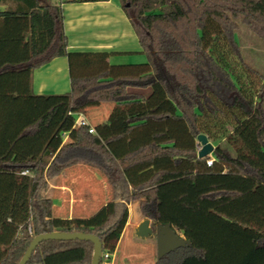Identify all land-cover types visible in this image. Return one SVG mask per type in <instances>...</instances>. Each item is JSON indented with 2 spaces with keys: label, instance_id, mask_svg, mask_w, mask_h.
I'll return each mask as SVG.
<instances>
[{
  "label": "trees",
  "instance_id": "obj_1",
  "mask_svg": "<svg viewBox=\"0 0 264 264\" xmlns=\"http://www.w3.org/2000/svg\"><path fill=\"white\" fill-rule=\"evenodd\" d=\"M120 1L142 62L68 50L60 3L0 0V264H18L46 228L92 233L111 253L135 201L188 240L155 264H264V168L223 143L235 129L264 155V74L236 38L240 18L264 41V0ZM55 56H67L71 91L33 93V70ZM109 102L150 105L95 132L76 126V113ZM202 133L217 142L205 157ZM79 164L105 177L111 201L55 217L49 182ZM93 253L89 240L48 239L26 264H92Z\"/></svg>",
  "mask_w": 264,
  "mask_h": 264
},
{
  "label": "crops",
  "instance_id": "obj_2",
  "mask_svg": "<svg viewBox=\"0 0 264 264\" xmlns=\"http://www.w3.org/2000/svg\"><path fill=\"white\" fill-rule=\"evenodd\" d=\"M53 1L60 3L62 9L68 50L112 52L115 53L109 59L112 63L131 62L134 55L142 54L138 36L120 0ZM4 8L6 5H0V9ZM32 91L35 94L70 92L71 80L67 56H55L34 69ZM134 91L147 92L146 89H134ZM89 105L81 112L86 115L89 125L95 127L108 120L110 110L105 105L103 111ZM67 137L64 135V140ZM49 183L48 195L53 199L55 217L86 218L111 201V188L105 177L87 165L69 167ZM128 208L127 223L108 262L109 264H155L159 258V225L141 216L137 201L129 203ZM173 229L183 242L188 243L182 230Z\"/></svg>",
  "mask_w": 264,
  "mask_h": 264
},
{
  "label": "rangeland",
  "instance_id": "obj_3",
  "mask_svg": "<svg viewBox=\"0 0 264 264\" xmlns=\"http://www.w3.org/2000/svg\"><path fill=\"white\" fill-rule=\"evenodd\" d=\"M56 2H59V0H56ZM237 22L239 24V28L236 32V38L241 45L242 55L244 59L249 65H251L253 68L259 70L264 74V41L259 36H257L244 22H242L240 18L237 19ZM131 60H132L131 62H138V61L142 62L146 60V57L142 54L140 56L134 55ZM104 105L108 110H110V115H109L110 117H108L109 119L114 116L128 113L131 110H135L138 108L141 109L146 108L150 105V103H133L131 105H127V104L117 105L116 103L109 102V103L90 104L89 107L92 106L94 108L97 107L101 111H103ZM92 112L94 114V111ZM210 141L213 143L214 146L217 143L216 141L213 140ZM223 143L230 149L231 153L234 156L247 158L255 165L264 168V155L242 133L234 129L232 131V134H230Z\"/></svg>",
  "mask_w": 264,
  "mask_h": 264
},
{
  "label": "water",
  "instance_id": "obj_4",
  "mask_svg": "<svg viewBox=\"0 0 264 264\" xmlns=\"http://www.w3.org/2000/svg\"><path fill=\"white\" fill-rule=\"evenodd\" d=\"M201 149L198 151L199 157H205L210 155L215 146L209 140L206 134H199L197 137ZM48 239H59V240H89L94 244V253L92 257V264H100L102 258V242L97 235L85 232H64V231H46L35 236L30 245L28 246L24 256L18 264H26L30 259L33 251L36 249L38 244L43 240ZM186 244L178 237L175 230L168 224L158 226V257L161 258L164 255L170 253L179 246Z\"/></svg>",
  "mask_w": 264,
  "mask_h": 264
},
{
  "label": "built area",
  "instance_id": "obj_5",
  "mask_svg": "<svg viewBox=\"0 0 264 264\" xmlns=\"http://www.w3.org/2000/svg\"><path fill=\"white\" fill-rule=\"evenodd\" d=\"M89 124L88 121L86 120V118L83 116V113L81 112H78L76 113V126H83V125H87ZM89 131L90 132H95V129L94 127L90 126L89 128ZM67 135V134H65ZM198 149L200 150L201 149V145H198ZM212 162H213V158H209L207 159V164L208 165H212ZM111 256V253L109 252H102V259H103V264H109V258Z\"/></svg>",
  "mask_w": 264,
  "mask_h": 264
}]
</instances>
